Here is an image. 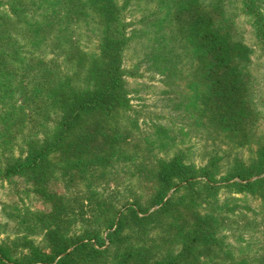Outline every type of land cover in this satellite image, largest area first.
Segmentation results:
<instances>
[{"label":"rangeland","instance_id":"1","mask_svg":"<svg viewBox=\"0 0 264 264\" xmlns=\"http://www.w3.org/2000/svg\"><path fill=\"white\" fill-rule=\"evenodd\" d=\"M41 1L32 3L31 11L35 4L39 10L50 6L57 19L56 40L85 47L88 56H93L92 66L102 69L98 52L93 51L96 31L87 29L86 20L69 22L54 1ZM201 1L223 33L241 47L236 48L235 64L241 70L243 96L248 102V138L240 135L232 139L209 122L200 106L205 83L195 76V58L188 49L182 50L181 41L173 35L170 0H117L112 26L115 34L123 36L119 47L124 51V99L120 108L104 111L101 122L114 141L101 139L100 146L107 141L101 152L93 146L86 153L69 150L49 155L51 170L43 182L0 177V264H28L34 250L70 252L86 242L105 249L110 243L107 234L116 228L120 214L137 199L141 206L147 205L149 196L159 188L155 182L158 164L174 158L203 170L197 180L209 183L211 178L218 206L213 210L205 204L202 210L183 209L164 216L161 227L146 228L149 251H143L141 244L136 245L139 251L127 250L136 244L127 239L121 242L123 253L115 256L114 251H108L105 260L97 264H121L127 255L133 258L126 264H167L180 256L183 238L193 226L197 232H204L201 239L214 243L196 244L191 257L184 255L173 264H264V199L228 187V183L239 182L237 177L230 182L225 179L253 166L258 149L264 147V45L255 37V17L246 12L243 0ZM258 6L264 22V0H258ZM12 34L19 42L34 37L26 26L15 28ZM37 39L34 56L52 59V45L44 43V33ZM164 48L166 53H162ZM18 54L14 66L0 72L1 161L9 155L25 157L29 139L47 132L56 118L46 101L56 88L48 83L53 74L28 69L24 65L29 58ZM60 56L55 63L62 72L72 71ZM97 155L102 165L95 163ZM174 190L170 189L167 196ZM155 209L157 206L150 212ZM111 221L114 225L108 229ZM207 233L215 238L207 237ZM69 264L84 263L73 259Z\"/></svg>","mask_w":264,"mask_h":264},{"label":"trees","instance_id":"2","mask_svg":"<svg viewBox=\"0 0 264 264\" xmlns=\"http://www.w3.org/2000/svg\"><path fill=\"white\" fill-rule=\"evenodd\" d=\"M52 1L58 9L64 11V17L68 18L69 22L86 20L87 29L91 27L92 31H96L97 34L93 36L97 48H93V51L98 52L97 58L102 61L103 67L96 69L92 66L93 56H88L85 47L74 42L61 43L56 40L57 19L55 21L54 12L49 10L50 6L49 9L46 7L39 10L38 4H35L31 11V4L41 3V0H0V13H3L0 14V72L8 71L18 60V53H24L29 58L24 66L36 73H52L53 77L48 83L56 87L52 96L46 98L56 116L52 126L43 135L29 139L25 157L9 155L4 161L0 160L1 178L19 176L28 178L31 182H43L48 169L51 170L47 160L49 155L63 154L69 150L86 153L90 148L93 149V146L101 152L102 147L107 144L105 140L100 146L101 139L110 138L111 142L114 141L113 135H110L107 127H103L101 122L102 113L120 108L124 99L125 69L122 64L124 51L119 47L123 45V36L115 34V27L112 26L113 17L117 12V0ZM243 1L246 12L255 17L253 23L255 37L264 45V22L259 14L258 0ZM170 4L175 31L173 35L181 41L182 50L188 49V54L195 58L197 71L195 76L205 83L204 91L200 93V106L208 115L209 122L232 139H237L240 135L248 138L245 134L248 102L244 100L241 70L236 65L238 62L235 54L238 53L236 48L240 45L232 42L227 33H223L210 11L203 8L201 0H170ZM53 9L56 10L55 6ZM21 22L25 24L22 25ZM21 26H26L34 36L28 42H19L12 34L15 28ZM41 32L44 33V43L48 47L52 45L49 48L53 54L49 53L52 59L34 56L32 50L36 46L34 41L38 40ZM88 34L92 35L91 32ZM31 41L32 44L27 47ZM57 51L64 56L55 54ZM164 52L166 53L165 48L162 53ZM59 56L70 64L72 71L66 74L62 72L60 64L55 63L59 61ZM48 65L52 66L47 68ZM168 67L175 69L173 65ZM93 122L95 125L92 126ZM96 139H99L97 145L94 144ZM99 157L96 156L98 162L95 163L102 165ZM201 172L203 170L184 165L180 158L159 163L155 175L158 190L149 196L144 207L137 199L136 204L124 209L116 222V228L107 234L110 240L108 247L103 250L96 249L93 247L94 244L86 242L78 244L70 252L47 254L34 250L28 258V264H69L73 259H77L79 263L97 264L98 261L105 260L108 251H114L115 256L123 253L121 242L127 239L136 242L130 244L127 250L139 251L136 245L141 244L143 251H149L145 246L147 241L145 232L148 231L146 228L161 227L164 216L183 209L202 210L205 204L213 210L218 206L219 198L214 192L215 187L211 184V178L208 177L211 185L197 180V175ZM263 173L264 147H261L253 166L243 168L235 172L234 177L225 179L230 182L237 177L239 182L228 183L227 186L237 193L255 194L264 199V177H259ZM254 177L256 178L251 180ZM197 185L200 187L195 188ZM172 188H175L174 192L167 196ZM155 206L157 209L150 212ZM113 225L114 221H111L108 229ZM196 230L197 226H193L191 233L184 236L180 256L167 264L175 263L184 255L185 258L191 257L196 244L201 243L203 246L206 243H214L201 239L205 236L204 232L199 233ZM206 236L215 238L212 233H207ZM190 237L193 239L191 243L188 241ZM95 243L100 246L97 240ZM131 258L133 255L130 257L127 255L121 264H126Z\"/></svg>","mask_w":264,"mask_h":264}]
</instances>
